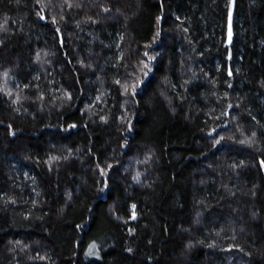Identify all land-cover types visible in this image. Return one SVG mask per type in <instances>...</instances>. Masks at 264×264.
<instances>
[{
    "label": "trees",
    "instance_id": "obj_1",
    "mask_svg": "<svg viewBox=\"0 0 264 264\" xmlns=\"http://www.w3.org/2000/svg\"><path fill=\"white\" fill-rule=\"evenodd\" d=\"M0 264H264V0H0Z\"/></svg>",
    "mask_w": 264,
    "mask_h": 264
},
{
    "label": "bare ground",
    "instance_id": "obj_2",
    "mask_svg": "<svg viewBox=\"0 0 264 264\" xmlns=\"http://www.w3.org/2000/svg\"><path fill=\"white\" fill-rule=\"evenodd\" d=\"M137 180V179H136ZM140 181V180H139Z\"/></svg>",
    "mask_w": 264,
    "mask_h": 264
}]
</instances>
